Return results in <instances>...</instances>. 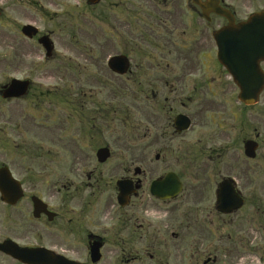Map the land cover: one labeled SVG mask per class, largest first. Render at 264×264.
Instances as JSON below:
<instances>
[{
    "label": "flooded vegetation",
    "instance_id": "flooded-vegetation-1",
    "mask_svg": "<svg viewBox=\"0 0 264 264\" xmlns=\"http://www.w3.org/2000/svg\"><path fill=\"white\" fill-rule=\"evenodd\" d=\"M218 3L235 27L264 13V0ZM87 4L96 62L122 87L84 90L77 75L76 90H63L33 78L40 64L27 60L35 44L46 67L64 60L52 35L29 18L32 7L43 18L40 0H12L16 24L3 26L13 31L2 43L14 77L31 81L20 98L4 97L0 87V167L9 165L5 144L19 145L11 135L24 137L9 165L24 195L9 205L0 193L16 240L44 246L62 264H264V58L251 63L260 51L247 49L251 62L244 63L242 43L217 40L229 19L212 0ZM9 6L0 0V22L14 15ZM29 23L36 33L24 30ZM42 36L54 46L51 55ZM117 55L123 74L109 64ZM76 69L81 74L83 66ZM24 101L38 112L31 122L5 118L4 104ZM121 111L125 134L115 150Z\"/></svg>",
    "mask_w": 264,
    "mask_h": 264
},
{
    "label": "rangeland",
    "instance_id": "rangeland-1",
    "mask_svg": "<svg viewBox=\"0 0 264 264\" xmlns=\"http://www.w3.org/2000/svg\"><path fill=\"white\" fill-rule=\"evenodd\" d=\"M25 1V0H22ZM45 5L44 14L41 16L35 13V9L31 8V17L33 21L37 22L42 30L51 34V38L55 42L57 50V59L63 58L64 60L50 61L47 67L45 62L41 59L43 50L35 44V57H31L29 62L36 60V63L40 64V68L35 70L33 78L38 83L42 84V87H54L59 85L63 90H76L78 86L77 75L83 83L84 90H110V86L122 87L123 81L115 79V83L107 78L106 69H100L96 60L98 59L96 48L92 42V22H93V10L86 0H40ZM9 9L14 15L9 20L0 22V87L15 76L12 69L11 52L6 54V48L2 43L6 34H13V31L9 28L3 27L7 23H15L17 19L15 7L10 0ZM23 19V18H21ZM23 22V20H21ZM11 51V48H7ZM7 55V56H6ZM95 57V58H94ZM83 66V71L78 74L76 69L77 64ZM25 68L22 72L24 74L29 73L27 65H23ZM31 72V71H30ZM101 80V84H97V80ZM104 82V84L102 83ZM50 99V98H49ZM119 99H117V102ZM123 104V101H122ZM4 114L6 119H17L19 124L25 126L31 122L33 118L34 106L26 101L18 104H4ZM38 112H36L37 114ZM121 118V120L119 119ZM44 119V118H43ZM10 123H5V138L8 136V126ZM24 128V127H23ZM125 126L122 121V111L120 115L117 114L116 119V143L115 150L119 149L121 141L118 136L125 134ZM21 135V134H19ZM14 139V143L17 144L14 148H9V145L4 146L3 161L11 165L13 161L18 159L19 155H15L16 152L21 151V147L24 142V137H18L16 134L11 135ZM122 139V138H120ZM12 142V141H11ZM14 152V156H13ZM0 161L2 158L0 156ZM11 208L0 203V241L5 238H13L16 240V236L12 231V212ZM21 243V242H20ZM23 244V243H22ZM0 264H19L13 259L0 253Z\"/></svg>",
    "mask_w": 264,
    "mask_h": 264
},
{
    "label": "water",
    "instance_id": "water-1",
    "mask_svg": "<svg viewBox=\"0 0 264 264\" xmlns=\"http://www.w3.org/2000/svg\"><path fill=\"white\" fill-rule=\"evenodd\" d=\"M90 2H94L95 0H89ZM212 6L214 9H217L219 13H222L229 17L230 24L228 27L224 28L220 34L223 38H231V39H241L239 35L241 33H250L251 31H256L259 34V38H264V13H257L253 15L247 22L244 24L235 27L233 24V17L230 16L228 11L223 10L219 7L217 0H212ZM253 24V26H252ZM263 24V25H262ZM29 30L25 29L27 33L32 34L35 30L31 27L28 28ZM234 29V31H230ZM233 32L237 33V35H231ZM234 34V33H233ZM235 37V38H234ZM246 39V40H245ZM252 36L245 35L243 38V46H249V42L251 41ZM43 45L47 48L48 54H51V44L47 37L42 38L40 40ZM226 46V45H224ZM255 48H259L260 52L255 62L259 59L264 57V43L260 42L259 44L254 46ZM263 50V52H262ZM221 55L224 54V51H221ZM243 60L244 63L250 61V56L247 53H243ZM110 66L120 73H124L126 71V67L124 65V57L122 56H115L113 57L110 62ZM234 73L236 74V70L234 69ZM29 87V83L27 81H20V80H12L10 84L6 87L8 96H20L27 92ZM122 183V182H121ZM0 190L3 194L2 198L4 201H7L11 204H14L21 196L22 190L20 183L14 179L10 170L7 167H3L0 169ZM0 250L4 251L5 253L13 256L14 258L27 263V264H46V259L48 255V251L45 248H30V247H22L12 239H6L2 243H0Z\"/></svg>",
    "mask_w": 264,
    "mask_h": 264
}]
</instances>
